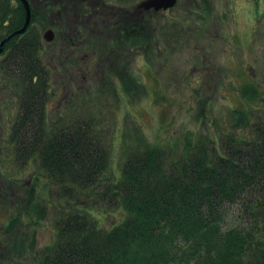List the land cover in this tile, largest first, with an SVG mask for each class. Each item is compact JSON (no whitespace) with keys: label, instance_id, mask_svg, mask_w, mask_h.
Listing matches in <instances>:
<instances>
[{"label":"trees","instance_id":"obj_1","mask_svg":"<svg viewBox=\"0 0 264 264\" xmlns=\"http://www.w3.org/2000/svg\"><path fill=\"white\" fill-rule=\"evenodd\" d=\"M29 33L0 55L19 90L10 137L17 160L36 165L59 197L55 240L31 247L35 264H264L263 123L248 135L224 130L221 140L184 135L179 151L129 146L116 173V128L109 133L101 113L78 102L68 120L47 118L50 66L39 34Z\"/></svg>","mask_w":264,"mask_h":264},{"label":"rangeland","instance_id":"obj_2","mask_svg":"<svg viewBox=\"0 0 264 264\" xmlns=\"http://www.w3.org/2000/svg\"><path fill=\"white\" fill-rule=\"evenodd\" d=\"M185 1L164 14L158 40L143 42V48L140 38L117 40L125 50H140L121 56L54 55L56 46L43 37L48 25H32L46 44L43 58L51 71L47 118L68 120L79 111L78 102L101 113L108 132L116 128V173L129 146L146 143L179 151L184 135L217 139L224 130L248 135L249 125L264 124V0H190L188 6ZM5 55H0V244L9 255L0 260L35 264L31 247L42 250L55 240L59 197L36 165L23 164L15 155L10 123L19 114L20 99L18 87L1 68ZM81 63L90 64L92 72H105L104 77L86 80L78 71ZM5 234L13 244L2 241Z\"/></svg>","mask_w":264,"mask_h":264},{"label":"flooded vegetation","instance_id":"obj_3","mask_svg":"<svg viewBox=\"0 0 264 264\" xmlns=\"http://www.w3.org/2000/svg\"><path fill=\"white\" fill-rule=\"evenodd\" d=\"M148 1L27 0L31 10L29 26L25 32L14 34V36H24L33 31L34 24L48 25L44 30L45 32L53 31V40L44 39V41L47 45L56 46L54 55L67 57L80 54L81 57L89 58L106 53L107 55H127L140 50L132 49L131 46L125 50L121 48V44H117V40L132 42L133 39L140 38L142 42L140 46L143 48L145 46L143 42L157 39L155 33L159 31L158 27L164 14L180 4V0H177L173 7L165 9L158 4L150 5ZM191 3L190 0L184 2L187 6ZM25 13L26 6L23 0H0V39L2 38L0 42L24 25ZM101 41L107 42L106 47L96 45ZM45 42L43 45H46ZM89 66L90 64L81 63L78 69L79 72L85 73L83 76L86 80L89 81V78L93 76L94 78L101 75L104 77L105 72H92ZM13 125L10 123V137ZM22 186L23 189H27L25 184ZM23 189H19L15 195L19 196Z\"/></svg>","mask_w":264,"mask_h":264},{"label":"water","instance_id":"obj_4","mask_svg":"<svg viewBox=\"0 0 264 264\" xmlns=\"http://www.w3.org/2000/svg\"><path fill=\"white\" fill-rule=\"evenodd\" d=\"M24 3H25V6H26V21L24 23V25L18 29L17 31L11 33L10 35L6 36L1 42H0V54L3 52L4 50V46L5 44L14 36V34H19V33H23L26 31L27 27L29 26V23H30V19H31V10H30V7H29V4L27 2V0H23ZM149 4H158L159 7H163L165 9L167 8H170V7H173L177 0H149L148 1ZM44 39L47 40V41H51L53 40V31L52 30H47L45 33H44Z\"/></svg>","mask_w":264,"mask_h":264}]
</instances>
